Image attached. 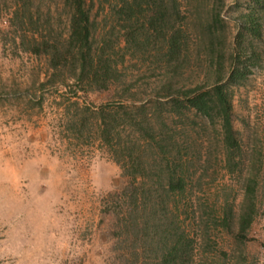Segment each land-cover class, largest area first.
Masks as SVG:
<instances>
[{"label": "rangeland", "instance_id": "obj_1", "mask_svg": "<svg viewBox=\"0 0 264 264\" xmlns=\"http://www.w3.org/2000/svg\"><path fill=\"white\" fill-rule=\"evenodd\" d=\"M16 1L0 0V264H131L132 240L125 239L122 229L124 204L120 197L127 178L121 175L106 150L94 141L91 133L95 127L94 114L88 115L87 137L85 131L75 138L66 130L65 121L80 111L72 104L71 89L40 88L43 60L21 52L12 54L6 20ZM91 1V15L100 29L103 26L100 6L106 8V4L102 0ZM180 2L181 13L186 17L184 25L192 34L189 45L192 55L173 78L177 87L193 86L205 78L204 50L193 36L197 21L205 22L214 3L213 0ZM222 2L219 34L223 37L221 49L225 59L238 29V16L246 12L250 0ZM36 8L41 19L48 14L53 30L65 33L68 17L63 0H31V10ZM114 34L119 38V34ZM118 42V54L124 59L117 68L121 80L135 93L129 103L143 104L149 116L153 91L166 78L165 69L152 57L142 59L126 53L121 38ZM255 47L259 62L243 84L233 89L231 100V124L240 146V164L233 173L224 169L216 124L210 126L187 114L188 119L177 122L174 131L166 129L182 147L189 148L182 155L187 154L192 163L188 172L194 170L191 191L212 209L213 216H217L226 200L234 214L232 230L244 176L250 171L258 183L257 216L243 243L238 244L231 235L211 227L209 252H202V241L197 240L192 264H264V9L260 13V38ZM207 76L205 81L210 82V74ZM120 94L118 89L84 95L78 92V106L92 111L103 105L120 111V103L129 104L128 99L122 102L124 97L120 99ZM179 126L183 127L181 133ZM120 131L122 138L129 135L128 130ZM139 143L142 145L141 140ZM185 225L191 236L197 238L201 233V226ZM133 242L138 251L143 243Z\"/></svg>", "mask_w": 264, "mask_h": 264}, {"label": "trees", "instance_id": "obj_2", "mask_svg": "<svg viewBox=\"0 0 264 264\" xmlns=\"http://www.w3.org/2000/svg\"><path fill=\"white\" fill-rule=\"evenodd\" d=\"M102 1L106 8L100 6L103 12L100 29L91 15V0H63L68 17L64 34L53 30L48 14L41 19L37 8L31 10V0H17L8 14L6 29L12 54L21 52L43 60L40 88L71 89L72 104L80 111L65 121L67 131L70 130L75 138L85 131L87 137L90 133L88 115H95V127L91 132L94 141L106 150L121 175L127 178L120 197L124 204L122 229L125 239L132 240L130 263L192 264L197 240L202 241V252L208 253L209 233L216 228L231 235L234 242L243 243L257 216L255 176L248 171L243 178L235 229L232 230L234 214L226 200L219 207V215L213 216L212 209L191 191L194 170L188 172L192 163L187 154L182 155L189 148L182 147L166 129L174 131L177 122L188 119L187 114L201 118L210 126L216 124L224 169L231 174L239 167L240 146L231 124V100L233 89L243 84L259 62L255 45L260 38L264 1L250 0L246 12L238 16L240 22L233 45L223 59V37L219 34L223 2L213 0L205 22L197 21L196 28L192 27L196 31L193 39H197L204 50L205 78L193 86L178 87L173 78L192 55L189 46L192 34L184 25L186 17L181 13L180 0ZM114 33L119 34L126 53L137 54L142 59L152 57L165 69L166 78L153 91L155 96L150 101L152 112L149 116L143 104L129 103L134 100L135 93L121 80L117 65L124 57L118 54L119 38ZM207 73L212 78L210 82L205 81ZM110 89H118L120 99L124 97L122 102L128 99V106L120 103V111L103 105L92 111L78 106V92L84 95ZM193 123L190 120L191 126ZM169 124L173 129L168 128ZM120 129L128 130L129 135L122 138ZM182 130L183 127L179 133ZM131 135L137 139H132ZM185 223L187 227L201 226L197 238L190 235ZM133 241L143 243L138 251ZM149 253L152 254L150 259L146 255Z\"/></svg>", "mask_w": 264, "mask_h": 264}]
</instances>
